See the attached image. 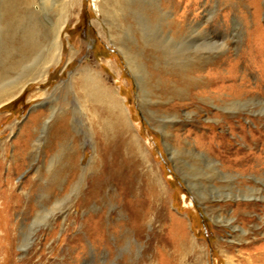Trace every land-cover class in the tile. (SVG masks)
<instances>
[{"label": "rangeland", "instance_id": "1", "mask_svg": "<svg viewBox=\"0 0 264 264\" xmlns=\"http://www.w3.org/2000/svg\"><path fill=\"white\" fill-rule=\"evenodd\" d=\"M194 1L192 23L225 34V48L207 52L222 55L225 73L232 60L238 61L239 74L246 72L259 87L257 103L236 110L203 99L190 106L155 93L142 97L143 82L113 42L109 21L94 0H80L63 31L62 62L45 82H31L0 106V264H250L248 253L264 245V167L254 166L264 165V0ZM109 2L103 0V9ZM156 2L141 0L147 7ZM58 9L47 3L34 14L37 27L48 32ZM164 23L142 17L139 24L163 41ZM178 59L172 61H185ZM88 70L95 83L101 79L123 102L131 124L125 142L101 135L104 128H118L107 127L112 117L101 101L106 96L82 94ZM43 90L49 95L40 96ZM176 103L181 107L173 108ZM36 115L47 123L34 125ZM30 123L34 127L27 132ZM137 138L149 163L143 153H130ZM246 145L249 153L237 154ZM199 152L244 180V188L256 187L260 197L236 196L224 176H214L196 156ZM69 160L82 178L73 192L62 181ZM102 192L110 199L99 200ZM45 195L51 197H44L43 209ZM247 203L258 205L239 215L236 208Z\"/></svg>", "mask_w": 264, "mask_h": 264}, {"label": "bare ground", "instance_id": "2", "mask_svg": "<svg viewBox=\"0 0 264 264\" xmlns=\"http://www.w3.org/2000/svg\"><path fill=\"white\" fill-rule=\"evenodd\" d=\"M94 2L95 7L100 12L101 18L109 21L112 29L110 32H115L116 39L113 38V42L125 55L132 71L140 76V80L144 85V88L143 86L140 87L142 97H148L150 94L155 93L162 98L187 100L188 102L185 105L190 106L195 105L199 99H203L210 100L214 105H216L215 101L218 103L222 102L224 106L236 110L241 107L251 108L257 103L256 96L259 87L252 86L246 72L239 74L237 69L239 67H237L238 61L232 60L229 65V72L225 73L223 72L225 65L222 63V55L214 58V56L207 52L213 49L217 51L223 50L226 46L225 34L217 32L213 35L207 27H200L196 23H192L193 20L189 16L196 9V1L160 0L159 3L156 2L155 6L147 7L143 5L144 3H141V0H110L109 6L107 5L104 9L103 0H94ZM47 3L58 7L59 14L58 18L50 24L49 31L45 32L37 27L33 16L39 13ZM35 6H38V10ZM79 6L80 0H0V106L20 96L31 82H45L51 68L57 67L62 62L65 54L63 31L66 29L67 24L77 15ZM180 6L183 7L181 12L177 10ZM142 17L150 20L159 19L165 22L161 31L163 41H158L154 38L158 34L153 35V37L150 34L151 32L147 33V30L145 32L140 27L139 23ZM143 21L145 22V20ZM123 34L126 37H123ZM160 41L164 45L160 44ZM76 53L72 48L69 57L73 58ZM185 57L188 58V61ZM174 58L184 59L185 61L182 60L181 63H174L172 61ZM178 61L180 60L178 59ZM92 74V70H88L82 75L84 76L82 77L84 78L82 82H85L83 83V88H81L82 94L90 98L93 96L96 98L106 96L101 101H106V105L108 104V114L112 117L107 127L118 128H104L100 133L104 138L109 134H114L120 139L123 138L125 142L129 132L128 126L131 124L127 118L123 102L120 97L114 94L110 86L106 88L102 84L101 79L96 80L97 83H95V80L92 79L94 78ZM90 82L94 83L92 85L96 88H89L88 83ZM49 93L47 90L38 92L40 96H46ZM260 102L264 105V102ZM181 105V103H176L173 105V108H179ZM39 120V115H36L33 116L31 122L34 125L41 124V126L47 123V121ZM33 124L30 123L24 129L28 132ZM160 126L167 128L168 124H161ZM54 131L57 133L58 129ZM64 132L65 130L63 129ZM60 134L63 137L62 132ZM52 137L55 138L57 135L54 133ZM196 146L198 147V145ZM129 148H131L130 153L135 154L140 152L144 156V147L138 138L137 140L135 139V150L131 146ZM249 148L250 145H246L245 150L241 149L243 152L238 150L237 154L246 153ZM250 153L255 154L253 151ZM196 156L210 168L214 176H224L228 183L227 186L238 192L235 194L236 196L246 198L260 197L257 195L259 191L256 187L248 185L247 188H244V180H240L241 178L238 180L232 174H228L226 170L221 168L222 166L220 167L206 153L199 152ZM254 156L251 159L249 158L248 161H252ZM142 158H144L143 162L149 163L150 158L148 156ZM69 163L70 160L64 163L63 173L65 178L62 181H65L67 185L69 183L73 192L82 185V178L79 181V177L77 174L75 176L74 170ZM254 166L257 171H260L264 167L260 161L254 164ZM56 179L57 177L53 182L54 184H51L48 188L50 192L57 187ZM77 181L79 182L76 183ZM103 185L104 183H100L97 186L100 189ZM214 187L218 189L217 185ZM44 197L46 200H49L51 195L41 197L40 206L43 209ZM99 197L98 199L101 201L110 199V195L108 193L103 194V192ZM83 202L84 200L78 205H83ZM57 203L58 200L54 202V204ZM257 205L247 203L244 206L236 208V212L242 215L245 211ZM242 219H244L243 221L248 220L245 217ZM31 230L35 229L32 228ZM254 246L256 245L254 244ZM247 260L250 264H264V245L259 248H252L248 253Z\"/></svg>", "mask_w": 264, "mask_h": 264}]
</instances>
